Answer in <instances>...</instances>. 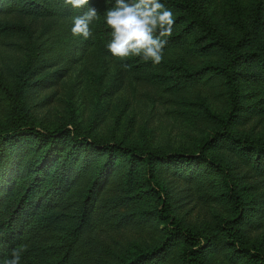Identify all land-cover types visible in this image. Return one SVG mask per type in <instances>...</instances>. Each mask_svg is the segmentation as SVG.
<instances>
[{
    "label": "rangeland",
    "instance_id": "1",
    "mask_svg": "<svg viewBox=\"0 0 264 264\" xmlns=\"http://www.w3.org/2000/svg\"><path fill=\"white\" fill-rule=\"evenodd\" d=\"M198 3L227 39H240L244 49H264V0L257 11L253 8L255 0ZM104 15L93 22L94 33L85 40L71 34L72 19L77 16L73 12H64L58 19L0 12V24L23 27L0 30V125H7L17 110L20 118L39 127L75 123L101 140L118 138L157 150L181 152L196 151L205 138L214 137L206 151L229 167L242 197L243 213L236 225L248 243L264 252V176L229 146L217 132L220 126L206 114L210 111L224 115L229 108L222 76L204 72L186 86L175 82L176 73L183 68L221 62L223 53L199 50L192 41L194 31H190L164 47L161 63L137 57L125 69L119 58L105 53L99 45L97 28H108ZM238 69L240 106L228 128L240 139L264 144V69L252 58L239 61ZM22 75L26 77L24 82ZM21 157L22 154L16 156L18 160ZM191 164L179 161L156 167L170 209L182 225L208 235L206 264H240V260L228 256V248L220 239V220L232 216L233 211L227 197L221 194L217 176L213 171H202L195 163L194 172L186 176L181 169ZM13 175L10 171L8 177ZM117 180L116 169L108 170L97 203L118 193ZM3 189L0 188L2 195ZM2 195L0 206L6 196ZM151 201V197L144 196L102 214L94 210L81 230L73 263L110 264L117 254L156 243L162 232L160 222L151 213ZM75 207V202L64 207L67 214L49 242L61 241V235L76 219ZM182 243L179 237L168 242L156 257L158 264H179L175 257Z\"/></svg>",
    "mask_w": 264,
    "mask_h": 264
},
{
    "label": "trees",
    "instance_id": "2",
    "mask_svg": "<svg viewBox=\"0 0 264 264\" xmlns=\"http://www.w3.org/2000/svg\"><path fill=\"white\" fill-rule=\"evenodd\" d=\"M161 2L173 11L175 17L166 46L184 33L194 31L192 41L199 50L223 53L221 62H206L188 70L183 68L176 73L175 82L186 86L204 72L222 76L229 108L224 115L210 111L206 114L220 126L217 132L229 146L253 163V167L264 176V144L240 139L228 128L240 106L236 82L238 63L252 58L264 69V49H244L240 39H227L203 13L198 0ZM89 4L96 7L100 15L112 8L115 0H89ZM260 5L261 0H255L254 10L257 11ZM87 7L73 8L64 0H0V12L34 13L55 19L64 12L83 14ZM19 28L23 27L16 23L0 24L2 32ZM97 32L100 47L112 55L106 47L111 30L99 26ZM136 59L129 57L119 61L130 67ZM21 77L24 82L26 77ZM13 107L17 108V105ZM212 138H205L196 151L157 150L118 138L101 140L82 131L75 123L39 127L20 118L16 110L7 125H0V188H4V194L0 195H6L0 206V264L21 245H26L27 249L21 254L20 264H75L73 258L78 254L81 230L94 210L102 214L129 199L144 196L151 197V213L161 224L160 239L150 247L117 254L110 264H158L156 257L175 237L183 242L175 257L179 264H206L204 253L209 244L208 235L197 233L178 221L170 209L166 188L155 173L158 164L167 166L179 161L192 163L191 167L181 169L186 176L194 172V163L202 171L216 174L221 194L227 197L233 211L232 216L221 218L218 227L220 239L228 248V256L240 260V264H264V252L257 245L248 243L236 225L243 213L242 197L229 167L206 151ZM18 154H22L19 160L16 158ZM110 169L117 171L119 191L97 203L98 192ZM10 171L14 172L11 178L8 177ZM71 202L76 204L75 221L69 225L66 234L61 235L59 243L49 242L67 214L64 207Z\"/></svg>",
    "mask_w": 264,
    "mask_h": 264
},
{
    "label": "clouds",
    "instance_id": "3",
    "mask_svg": "<svg viewBox=\"0 0 264 264\" xmlns=\"http://www.w3.org/2000/svg\"><path fill=\"white\" fill-rule=\"evenodd\" d=\"M73 8L87 10L72 19L73 37H92V24L99 19L98 9L90 6L89 0H64ZM104 22L111 30V39L106 47L120 60L139 57L143 61L159 64L163 60V50L167 38L172 35L175 24L173 12L161 0H115L112 8L104 15ZM127 69L128 64H122ZM27 246L21 245L11 251V257L3 264H20L21 254Z\"/></svg>",
    "mask_w": 264,
    "mask_h": 264
}]
</instances>
